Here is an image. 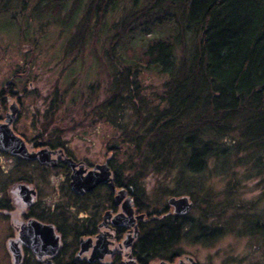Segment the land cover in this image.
Instances as JSON below:
<instances>
[{"label":"trees","instance_id":"16d2710c","mask_svg":"<svg viewBox=\"0 0 264 264\" xmlns=\"http://www.w3.org/2000/svg\"><path fill=\"white\" fill-rule=\"evenodd\" d=\"M121 1L89 0L88 7L97 21ZM131 1L125 31L130 33L139 22L147 32L137 45H127L114 33L109 57L117 54L135 67V73L136 69L155 72L165 76L166 82L151 107L149 100L139 98L137 86L128 90L127 80L117 79L99 118L119 132L107 148L108 165L115 185L130 189L137 205L144 179L170 175L178 163L184 171L197 174L209 159L225 158L227 150L216 149V142L205 135L229 138L235 142L232 149L243 147L242 142L249 139L250 150L264 155V0ZM140 1L143 9L137 11ZM82 2L72 1L64 22L59 16L67 0H40L33 11L68 29ZM187 43V58H178L177 50L181 48L184 55ZM128 110L134 120L120 122ZM248 125L255 126V132L247 131ZM260 158L257 164H264ZM145 215L152 219L138 247L149 257H164L181 238L184 216L165 209Z\"/></svg>","mask_w":264,"mask_h":264},{"label":"rangeland","instance_id":"374dc122","mask_svg":"<svg viewBox=\"0 0 264 264\" xmlns=\"http://www.w3.org/2000/svg\"><path fill=\"white\" fill-rule=\"evenodd\" d=\"M39 1L0 0V86L16 72L21 74L36 95L33 109L38 112V131L65 141L78 161L103 163L110 156L107 148L119 134L99 118L103 101L112 96L114 81L125 78L128 90L137 86L139 98L149 100L151 107L166 82L165 76L155 72L136 69L135 73V67L117 54L109 57L114 33L127 45H137L147 28L136 22L133 31H125L131 0L121 1L97 21L89 11V0H83L68 29L60 21H65L73 0H67L59 23L47 15H35L33 8ZM135 6L137 11L143 9L141 1ZM189 46L184 55L179 48L177 57L187 58ZM132 113L125 111L120 122L134 120ZM248 126L247 131L255 132V126ZM205 139L215 141L219 151L227 150L225 158L209 159L197 174L184 171L178 163L170 175L144 179L137 205L144 212L165 209L170 214L173 210L167 201L186 198L191 208L183 215L184 228L174 249L194 256L198 264H264V164H257V157L264 161V155L250 150L249 139L239 149H232L235 142L229 138L205 135Z\"/></svg>","mask_w":264,"mask_h":264},{"label":"flooded vegetation","instance_id":"af4514ba","mask_svg":"<svg viewBox=\"0 0 264 264\" xmlns=\"http://www.w3.org/2000/svg\"><path fill=\"white\" fill-rule=\"evenodd\" d=\"M35 103L32 83L17 72L0 86V127L14 138L10 149L0 148V264H198L176 249L164 257L142 253L138 243L152 218L135 205L130 189L115 185L108 159L78 161L65 141L39 132ZM70 161L85 174L106 163L113 189L102 183L73 192ZM120 189L131 200L132 219L119 217L114 195Z\"/></svg>","mask_w":264,"mask_h":264},{"label":"water","instance_id":"95a60500","mask_svg":"<svg viewBox=\"0 0 264 264\" xmlns=\"http://www.w3.org/2000/svg\"><path fill=\"white\" fill-rule=\"evenodd\" d=\"M7 122H9L7 120ZM13 136L10 133V131L5 128L0 127V148L3 149H10V144L13 143ZM100 164V165H95L92 170H89L85 174V170L81 165L78 166L77 169V164H74L72 161H70L71 165V176H70V187L73 192L80 194L83 192H88L94 187H96L99 184H105L108 183L110 187L113 189L112 185V178H111V172L108 168L107 165ZM126 190L125 189H120L116 192L115 200L118 202V204L121 205V213L119 214V217H125L128 219H132L133 215V210H132V205H131V200L129 197H126ZM168 205L173 208L174 214L178 215H185L186 212L189 211L191 208V204L188 203L187 199L185 198H178V199H170L167 201ZM137 218H143V215L138 216ZM134 236H137L138 232L135 229L134 230ZM129 239V241H131ZM159 264H164V263H159Z\"/></svg>","mask_w":264,"mask_h":264}]
</instances>
